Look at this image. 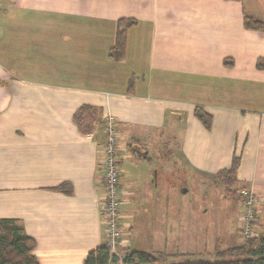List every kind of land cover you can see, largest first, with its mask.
I'll use <instances>...</instances> for the list:
<instances>
[{"label":"crops","instance_id":"0c3cea01","mask_svg":"<svg viewBox=\"0 0 264 264\" xmlns=\"http://www.w3.org/2000/svg\"><path fill=\"white\" fill-rule=\"evenodd\" d=\"M245 13L264 21V0H0V216L36 239L41 264H85L108 242L107 115L117 122L122 172L130 150L133 163L153 151L159 170L170 169L163 160L201 170L217 140L249 142L238 178L264 195V69L256 65L264 30L245 27ZM126 16L137 23L126 57L115 60L108 52ZM83 104L99 110L87 118L90 131L74 119ZM197 105L212 114L210 129ZM135 178L121 176L122 218L135 214ZM62 183L68 192L55 189Z\"/></svg>","mask_w":264,"mask_h":264},{"label":"rangeland","instance_id":"374dc122","mask_svg":"<svg viewBox=\"0 0 264 264\" xmlns=\"http://www.w3.org/2000/svg\"><path fill=\"white\" fill-rule=\"evenodd\" d=\"M216 130V134L220 135L218 127ZM227 130L229 128H221L222 134ZM228 133H225L227 137ZM142 143L149 148L148 142L142 140ZM248 146L249 142L246 147L244 142L237 141L235 146L229 148V144L217 140V145L208 151V157L201 164L202 169L205 166V171L180 163L179 160L174 163L172 160H163L170 165V169L159 170L162 160L156 152L149 151L151 157L138 158L135 163L128 158L131 150L127 152L121 166L125 172L121 176L126 179L124 184L131 183L129 178L133 175L136 177V198L130 205L135 214L121 217L125 225L129 222L127 219L132 220L129 223L131 225L126 227L129 235L125 242H128L120 248L115 263L122 264L126 247L167 252L164 262H170L213 259L218 239L225 246L241 242L244 239L240 231L243 227L240 218L241 204L235 205L225 197L223 187L214 182V175L220 168L231 164L233 152L240 155V165L243 160L245 166L249 161L246 155ZM231 148L235 150L232 156L229 151ZM132 149H138V146ZM242 185L246 183L239 179L237 186ZM259 207L261 213L256 230L262 229L264 223V206ZM121 211L123 212V205ZM129 212L130 210L126 213L130 214ZM131 222H135V225Z\"/></svg>","mask_w":264,"mask_h":264},{"label":"trees","instance_id":"16d2710c","mask_svg":"<svg viewBox=\"0 0 264 264\" xmlns=\"http://www.w3.org/2000/svg\"><path fill=\"white\" fill-rule=\"evenodd\" d=\"M136 23L137 18L129 16L117 20L115 42L108 52L110 58L123 60L126 57L127 33L129 28ZM244 25L247 28L264 30V21L246 13L244 14ZM256 65L258 68L264 69V57L258 58ZM134 82L135 75L133 74L128 82L127 90L129 92H133ZM98 113L99 110L95 106L83 104L76 110L74 119L83 130L90 131L84 127L87 118H94ZM194 114L207 129L211 128L212 114L206 111L203 106L197 105ZM240 159V155L235 153L231 164L219 169L214 175V182L223 187L225 197L229 198L235 205L243 199L239 191L244 186H237ZM66 186L67 183H62L57 185L55 189L68 192ZM258 219L255 221L254 232L251 237L244 238L241 242L230 246H225L222 240L218 239L213 259L164 262L168 255L167 252L126 247L124 248L122 264H264V223L262 229L256 230ZM240 231L242 232V228ZM36 245V239L24 230L18 220L0 216V264H41L34 253ZM117 260L118 256L111 254L110 246L103 244L87 254L85 264H108L110 261Z\"/></svg>","mask_w":264,"mask_h":264},{"label":"built area","instance_id":"2783aa9c","mask_svg":"<svg viewBox=\"0 0 264 264\" xmlns=\"http://www.w3.org/2000/svg\"><path fill=\"white\" fill-rule=\"evenodd\" d=\"M104 144L101 160L102 182L104 183V200L101 208L105 232L113 256L119 255L122 246H126L127 235L121 220V207L125 203V191L121 187V168L119 151V133L117 122L112 115H107L103 123ZM239 193L241 200L242 234L244 238L253 235L255 221L260 217V205H264V196L258 195L252 186H244Z\"/></svg>","mask_w":264,"mask_h":264},{"label":"water","instance_id":"95a60500","mask_svg":"<svg viewBox=\"0 0 264 264\" xmlns=\"http://www.w3.org/2000/svg\"><path fill=\"white\" fill-rule=\"evenodd\" d=\"M185 191H186V189H185Z\"/></svg>","mask_w":264,"mask_h":264}]
</instances>
